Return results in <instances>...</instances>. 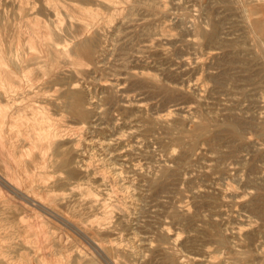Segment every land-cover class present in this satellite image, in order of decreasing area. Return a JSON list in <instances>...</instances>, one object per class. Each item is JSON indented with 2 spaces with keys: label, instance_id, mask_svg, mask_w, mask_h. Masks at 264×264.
Segmentation results:
<instances>
[{
  "label": "rangeland",
  "instance_id": "rangeland-1",
  "mask_svg": "<svg viewBox=\"0 0 264 264\" xmlns=\"http://www.w3.org/2000/svg\"><path fill=\"white\" fill-rule=\"evenodd\" d=\"M24 1L0 0L3 70L18 86L9 96L0 90V103L21 109L3 133L24 165L7 160L12 183L55 224V256L264 264L262 0ZM49 33L61 49L92 48L79 51L81 65L67 59L46 72ZM69 88L81 93L82 115L66 107ZM39 107L62 134L44 152L43 142L31 145ZM15 200L6 217L25 204Z\"/></svg>",
  "mask_w": 264,
  "mask_h": 264
},
{
  "label": "bare ground",
  "instance_id": "bare-ground-1",
  "mask_svg": "<svg viewBox=\"0 0 264 264\" xmlns=\"http://www.w3.org/2000/svg\"><path fill=\"white\" fill-rule=\"evenodd\" d=\"M27 1V0H25ZM24 1V2H25ZM30 1V0H29ZM113 0H111L112 2ZM115 1V0H114ZM151 2V1H150ZM264 3V0H262ZM110 4V0L107 2ZM116 3V1H115ZM74 4V3H73ZM72 4V5H73ZM113 4V3H112ZM25 5V3L23 4ZM32 5V4H31ZM77 5V4H76ZM27 6V4H26ZM19 7V6H18ZM22 7V6H20ZM28 7V6H27ZM24 8V7H23ZM20 9V8H19ZM80 9V8H79ZM254 9V8H253ZM57 10V9H56ZM80 11V10H79ZM255 11V10H254ZM259 11V10H258ZM55 12V11H54ZM264 12V11H263ZM58 14V13H57ZM87 15L89 18L94 19L97 17V14L92 11H87ZM57 17V16H56ZM71 17V16H70ZM76 18V17H75ZM80 18V17H79ZM58 19V18H57ZM78 19V18H76ZM37 20V19H36ZM39 20V19H38ZM82 20V19H81ZM86 20V19H84ZM253 21V20H252ZM62 22V21H61ZM60 22V23H61ZM89 22V21H87ZM91 22V21H90ZM89 22V23H90ZM89 23H84V26L89 25ZM31 24V23H30ZM78 24V23H75ZM92 24V23H91ZM23 25V24H22ZM83 26V27H84ZM90 26V25H89ZM255 26V25H254ZM257 26V25H256ZM22 27V26H21ZM69 26L68 28H70ZM258 27V26H257ZM264 28V26H263ZM22 30V29H21ZM28 30V29H27ZM57 30V29H56ZM43 31V30H42ZM70 31V30H68ZM90 31V30H89ZM47 32H53V30H48ZM25 33V32H24ZM31 36V34H28ZM33 36V35H32ZM31 36V37H32ZM35 37V36H34ZM212 37V36H211ZM42 38V36H41ZM45 46H46V60L48 63V70L46 72L53 71L55 69H59L61 67V64L70 61L73 65H81L82 64V56L79 51H81L84 48H92L90 46L89 42H83L76 46H74L73 49H61L57 46L56 42L53 39V36L51 33L45 34ZM36 39V37H35ZM38 40V39H37ZM47 41V42H46ZM115 43V42H114ZM66 44V43H65ZM87 44H89L87 46ZM37 45V44H36ZM72 45V44H71ZM39 49V48H38ZM10 58V57H9ZM68 59V60H67ZM13 61V60H12ZM30 62V61H29ZM17 63V62H16ZM26 64V63H25ZM6 65V62L4 58L0 54V90H3L1 95H8L13 94L14 91L17 89V84L13 80V72H5L3 70V66ZM17 65V64H16ZM14 67V66H13ZM17 67V66H16ZM2 68V69H1ZM15 68V67H14ZM36 68V67H34ZM30 69H27V71ZM26 73V72H25ZM23 74V73H22ZM30 76V75H29ZM26 77V76H23ZM60 79V78H59ZM28 81V79H27ZM26 81V82H27ZM29 82V81H28ZM83 94V93H82ZM15 96V95H14ZM62 98L64 99L65 104L67 105L68 109L73 111L75 114H81L82 111L79 108V100L82 99L81 93L78 91H73L70 88L62 95ZM20 102V101H19ZM18 103V102H17ZM13 104V103H12ZM20 108H15L13 105H9L7 103H0V158L4 163L5 168L7 169V179L0 176V183L3 185L2 187H5L6 190L13 194H0V204L2 205V208H0V264H66V261L64 260L65 257H57L55 256L54 249L52 250L51 247H53L50 244V241L52 239V235L54 234L52 232V229L55 228L54 226L49 227L48 223L51 222V219L46 218L43 214L47 213L43 209V207L40 205V202L37 201V198L31 197L28 194L20 193L19 189L17 188V183L14 181L15 185L12 183L13 180H16V175L11 171L10 166L8 165L7 160H13L17 164H20L22 162L21 156L17 159L15 153L11 151L10 149H6L5 147V141H4V133H3V127H5V120L8 117H13L14 115H18ZM84 115V114H83ZM86 116V115H85ZM16 117V116H15ZM23 117V116H22ZM30 118V117H29ZM14 119V117H13ZM33 130L35 136L31 139V145L35 149L37 147V144L40 142H43L44 148L43 152L47 149H50L52 144L56 142L62 134L58 131V129L55 128V126L52 124L51 117L47 111L46 107H39L33 112ZM29 125V124H28ZM31 127V126H30ZM29 128V126L27 127ZM10 129V128H9ZM24 129V128H23ZM9 131V130H8ZM15 131V130H14ZM14 131H12L10 134H12ZM17 131V130H16ZM15 131V132H16ZM24 131V130H23ZM22 132V131H21ZM28 132V131H27ZM77 132V131H76ZM8 133V132H7ZM17 133V132H16ZM24 133V132H23ZM62 133V132H61ZM22 136V133H20ZM67 134V133H66ZM24 135V134H23ZM26 135V134H25ZM10 136V135H9ZM28 136V135H27ZM32 136V135H31ZM18 137V135H17ZM30 137V135L28 136ZM12 139V138H11ZM15 136L13 137V140L15 142ZM27 139V138H26ZM10 142V141H9ZM13 142V143H14ZM15 144V143H14ZM12 145V143H11ZM64 145V144H63ZM10 145H8L9 147ZM15 147V146H14ZM9 148H12L11 146ZM58 148V147H57ZM13 149V148H12ZM41 149V151H42ZM56 150V149H55ZM25 153V152H24ZM27 153V152H26ZM25 153V155H26ZM24 155V156H25ZM5 158V159H4ZM43 159V158H42ZM26 162V161H25ZM14 164V163H13ZM16 164V165H17ZM14 166L15 169L17 166ZM22 164H20L21 167ZM24 167V165H22ZM63 166V165H62ZM19 168V167H18ZM113 168V167H112ZM82 169V168H81ZM23 170V169H22ZM24 173V171H22ZM25 170V169H24ZM17 171V169H16ZM20 172V171H19ZM18 173V171H17ZM20 173V174H22ZM26 173L24 174V176ZM28 175V174H27ZM26 175V176H27ZM38 175V174H37ZM20 176V175H19ZM8 177L11 179L8 180ZM37 177V176H36ZM28 178V177H27ZM26 179V178H25ZM29 180V179H28ZM31 180V179H30ZM23 181V180H22ZM27 181V180H24ZM23 181V182H24ZM29 182V181H28ZM32 182V180L30 181ZM19 183V182H18ZM26 183V182H25ZM37 183V182H36ZM27 187V185H25ZM19 187V186H18ZM21 187V186H20ZM19 187V188H20ZM3 188H1L2 190ZM28 189V188H26ZM5 190V189H4ZM5 190V191H6ZM32 190V189H31ZM25 191V190H23ZM3 192V191H1ZM17 193V194H16ZM20 193V194H18ZM91 194V193H89ZM88 194V195H89ZM33 196V194H32ZM96 198V197H95ZM15 199L22 200L25 204H23L21 209H17V214L13 217H6L5 214L7 213V210H10L11 207H15L13 201ZM60 200V199H59ZM16 201V200H15ZM21 201V202H22ZM27 205H31L38 209V211H35L34 208L32 210H27ZM11 206V207H10ZM2 209V210H1ZM31 209V208H30ZM48 209V208H47ZM34 210V211H33ZM25 213V215H23ZM53 213V212H52ZM48 214V213H47ZM51 214V213H50ZM55 214V213H54ZM46 215V214H45ZM57 215V214H56ZM52 216V214H51ZM58 216V215H57ZM60 217V216H59ZM50 218V216H49ZM56 218V217H54ZM61 218V217H60ZM31 219L32 221H29ZM61 221V220H60ZM54 222V221H53ZM64 222V221H61ZM16 223H23V229L18 230L15 226ZM59 223V222H58ZM66 224V223H65ZM69 227V226H68ZM75 227V226H74ZM77 232V231H76ZM18 235L19 240L13 241L14 236ZM32 236V238H31ZM58 236V235H57ZM56 236V237H57ZM63 236V235H60ZM59 236V237H60ZM58 237V238H59ZM55 238V237H54ZM84 238V237H83ZM87 241V240H86ZM60 241L58 239L56 247L61 246L59 244ZM104 245V244H103ZM105 246V245H104ZM88 247V246H87ZM95 247L100 249V246L98 244H95ZM106 247V246H105ZM82 248V247H81ZM94 248V247H93ZM49 249V251H48ZM120 250V249H119ZM122 250V249H121ZM81 251V250H79ZM78 251V253H79ZM86 251V250H85ZM94 251V250H93ZM92 251V252H93ZM96 251V250H95ZM57 252V251H56ZM83 252V251H81ZM76 254L78 255L77 258L84 259L83 253ZM98 252V251H96ZM101 252V249L99 250ZM98 252V253H99ZM60 253V252H59ZM86 253V252H85ZM89 253V252H88ZM91 254V252L89 253ZM102 254V253H100ZM110 254V253H109ZM60 255V254H59ZM70 255V254H69ZM75 255V256H76ZM86 255V254H85ZM105 255V254H104ZM71 256V255H70ZM67 257V256H66ZM79 258V259H80ZM67 259V258H66ZM106 260V259H105ZM78 261V260H77ZM76 261V262H77ZM117 262V261H116ZM68 264V263H67Z\"/></svg>",
  "mask_w": 264,
  "mask_h": 264
}]
</instances>
